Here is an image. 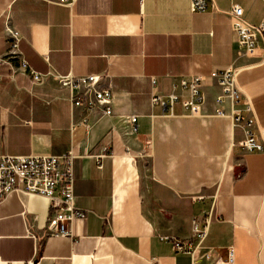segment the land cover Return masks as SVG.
Listing matches in <instances>:
<instances>
[{
    "label": "crops",
    "instance_id": "crops-1",
    "mask_svg": "<svg viewBox=\"0 0 264 264\" xmlns=\"http://www.w3.org/2000/svg\"><path fill=\"white\" fill-rule=\"evenodd\" d=\"M71 1L0 0V154L73 152L75 203L88 215L71 225L73 237L47 236L50 201L10 195L0 207V264H264V153H244L243 129L217 116L221 90L210 78L237 57L232 6L259 25L264 0H207L206 12H192V0ZM7 27L21 36L27 70L6 60ZM262 54L238 61L255 130L264 126ZM106 74L113 116L87 129L58 76ZM195 76L204 79L200 116L180 102L173 115L151 104L154 92L188 99L173 82ZM209 214L199 252L208 258L195 263L174 239L192 242L193 222L204 228Z\"/></svg>",
    "mask_w": 264,
    "mask_h": 264
},
{
    "label": "built area",
    "instance_id": "built-area-1",
    "mask_svg": "<svg viewBox=\"0 0 264 264\" xmlns=\"http://www.w3.org/2000/svg\"><path fill=\"white\" fill-rule=\"evenodd\" d=\"M71 0H59L60 4L70 5ZM207 0H192V12L208 11ZM212 11H216L212 6ZM231 28L238 37L239 50L232 65L226 70L212 72L210 78L221 90L216 98L219 106L217 116L229 117L233 128H242L244 137L240 141V147L246 154L264 153V126L257 125L253 104L250 98L246 97L238 85V77L245 69L238 65L241 58H252L258 51H262V63H264V21L259 25H253L245 19L244 9L239 5H233L229 11ZM10 50L6 60L17 61L16 69L27 70L28 64L19 50L21 36L18 31L7 27ZM263 42V47H261ZM5 60L0 58V64ZM36 82L41 81L42 74L30 71ZM59 82L72 91L71 102L74 108L85 110L86 117L78 124L89 129L101 119L113 116L112 102L113 90L109 76L88 75L85 77H63L58 76ZM204 79L201 76L192 77L190 80L178 79L173 83L176 90L188 91L189 98L182 100L181 97L172 93L166 97L153 93L151 104L160 106L165 112L173 115L177 103L191 117L201 115V108L205 104V96L201 86ZM155 87V80L152 81ZM228 103L230 111L227 113L223 106ZM136 131L137 118L135 116L127 119ZM100 159L103 155L94 156ZM73 152L62 156H10L0 154V207L12 194L25 193L39 196L50 201L51 213L46 228L47 236L73 237L71 225L78 220H84L87 212L78 208L75 203V160ZM212 219L209 214L206 219V226L200 228L197 221L193 222L194 237L192 242L184 243L174 239V248L178 252L190 254L193 261L206 260L208 252H204L202 243L207 236V225ZM28 235L33 236L31 229ZM169 238H166L168 240ZM200 252V253H199ZM231 256L227 263H231ZM222 263L221 260L217 261Z\"/></svg>",
    "mask_w": 264,
    "mask_h": 264
}]
</instances>
